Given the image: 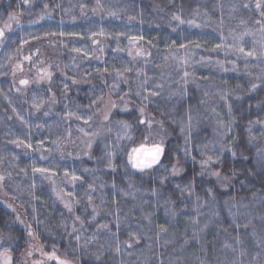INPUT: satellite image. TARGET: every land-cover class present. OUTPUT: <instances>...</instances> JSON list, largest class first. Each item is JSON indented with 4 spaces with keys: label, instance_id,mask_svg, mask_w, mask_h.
<instances>
[{
    "label": "trees",
    "instance_id": "trees-1",
    "mask_svg": "<svg viewBox=\"0 0 264 264\" xmlns=\"http://www.w3.org/2000/svg\"><path fill=\"white\" fill-rule=\"evenodd\" d=\"M255 4L256 0H0V29L5 30L0 43V173L4 199L26 225L0 195V235L5 238L0 252L9 248L17 264L32 231L47 251L55 245L60 255L67 254L78 264H96L92 254L97 251L106 264H264V169L260 166L264 36L252 38L248 33L259 32L261 26L255 21L264 18ZM173 15L185 22L173 20ZM232 34L238 35L234 45L228 43ZM130 37L143 39L130 42ZM46 41L63 47V72L51 87L23 78L28 70H37ZM173 42L188 47L178 50ZM216 45L221 47L212 50ZM240 47L253 56L239 52ZM138 49L147 55L136 57ZM186 55L188 65L179 61ZM125 68L131 69L124 74L127 82L116 77V70ZM184 71L194 73V81L189 77L184 85ZM146 78L148 83L141 88ZM21 80L29 83L22 85ZM182 87L186 90L180 95ZM150 92L157 95L149 96ZM121 97L128 103L127 111H122ZM108 98L117 105L109 122L112 132L105 131L106 136L98 139L91 134L105 124L99 109ZM34 100L42 102L40 110L33 107ZM189 115L193 127L186 145L181 129ZM88 117L92 119L86 125ZM138 119L155 120L169 134L161 163L144 172L131 167L127 153L145 138L154 141L157 134L154 126L149 129ZM120 120L132 125L131 140L118 139ZM82 127L94 141L88 155L81 154L75 142ZM250 128L255 140H250ZM53 141H59V151ZM221 141L237 155L221 151ZM106 153L112 154L115 171L107 166ZM207 155L214 158V170L230 176L228 184L206 170L202 173L201 161ZM173 164L181 169L176 176L170 175ZM33 166L56 173L57 191L74 203L73 212L57 198L45 178L49 173L33 172ZM65 172L80 179L70 182ZM161 177H166L163 183ZM189 183L191 190L181 193L177 185ZM93 207L98 213L95 220ZM76 216L84 221L82 228ZM101 224L108 229L99 228ZM76 235L81 236L79 245L88 243L74 252Z\"/></svg>",
    "mask_w": 264,
    "mask_h": 264
},
{
    "label": "snow or ice",
    "instance_id": "snow-or-ice-1",
    "mask_svg": "<svg viewBox=\"0 0 264 264\" xmlns=\"http://www.w3.org/2000/svg\"><path fill=\"white\" fill-rule=\"evenodd\" d=\"M28 0H25V3H27ZM98 3H99V0H98ZM45 7H47V5H45ZM244 7H248V5H244ZM255 7L256 9L260 12V16L262 18H264V0H256V4H255ZM111 14H115V13H111ZM13 17L10 16V19H12ZM173 20H176L180 23H184L185 21L181 19V17L179 15H173L172 17ZM189 24H192L194 25V21H188ZM243 23V21H242ZM255 23L257 24H260L261 26V31H264V20H257L255 21ZM10 26L9 25H5V28H9ZM97 33H93V35H96ZM100 35H104L103 31H101L99 33ZM59 35L63 36L65 35L63 32L59 33ZM69 35H75L74 33H70ZM245 35H247V33H245ZM5 36V30L4 29H0V43L3 42V38ZM143 37H130V42H134V41H137V40H142ZM189 43H192L194 47L196 48H199L201 47V45L198 43V42H189ZM174 46L177 47V49H187L188 45L184 44V43H181L179 45H175V42H173ZM221 47V45H216V48L215 49H212V50H216V49H219ZM239 52L241 53H244V48L243 47H240L237 49ZM73 51L77 52V53H80L82 50L80 48H75L73 49ZM102 51V49H101ZM87 52L85 51L84 52V55L87 56ZM130 55L132 54L131 52L129 53ZM246 56H253V52L252 51H249L247 53H244ZM147 53H145L142 49H138L136 51V57H139V56H146ZM134 57V59L136 58ZM176 57H174L175 59ZM204 58L202 57L201 58V61L200 62H203ZM179 61L182 62L184 65H188L190 63L189 61V58L188 56H183V57H179ZM222 67V65H221ZM99 71V70H97ZM104 71H108L107 69H105ZM131 71V69L129 68H125L123 69V71H120V70H116V77L117 79H120V78H124L125 82H127V77H125V73L126 72H129ZM142 74V70L141 72H138V75ZM51 77H52V73L49 72L47 69H44L43 70V75H40L38 76V79L39 80H48L49 82L51 81ZM189 77H193V81H194V73H190L188 71H184L183 73V76H182V81H183V84L186 85L188 82H189ZM20 83L22 85H27L29 83L28 80H21ZM73 83H76L75 80H73ZM148 83V80L147 78L140 84V87L141 88H144V85H146ZM67 85L65 84L64 85V88L67 89ZM157 87H162L160 85H158ZM253 89H255L256 85L253 84ZM50 90V89H49ZM146 90V89H145ZM186 89L185 88H181L179 94L180 95H183L184 94V91ZM138 96L140 95V92H137L136 93ZM157 95L156 92H150L149 93V96H155ZM149 96H144L143 99L144 100H147L149 98ZM225 97L224 96H221V99H224ZM52 102L55 103V96H53L52 98ZM98 100H103V97H98L97 98ZM121 100L123 101L124 103V107L122 109V111H127L128 110V103L127 101H124V98L121 97ZM95 103V101H94ZM41 103H37L35 100L33 101V107L36 108V110H40L41 108ZM106 111L104 112V119L105 120H108L109 118V115L111 114L112 112V109L116 108L117 105L114 101H111L109 100V102L106 104ZM231 111V109H229ZM139 113H140V116H144L145 115V109L143 107H140L138 109ZM47 115V113H45ZM69 116H76V119H81L80 116L76 115L75 113H72V112H69L68 113ZM92 117H88L87 119L84 120V123L87 125L89 120H91ZM138 122L139 123H146L148 128L150 129L152 127V124H153V121L152 120H143V119H138ZM118 123L120 125H122V135H120L118 137V139H128V140H131L132 139V135H131V127L132 125L129 124L127 121H124V120H120L118 121ZM218 124L221 126V127H224V123L223 121H218ZM193 127V117L191 115L188 116V119H187V122L184 123V127L181 129L182 132L185 133V142H186V145L189 141V138H190V132H191V129ZM79 131L81 133H83V135L85 137H88L89 136V133L84 129V128H80ZM249 133H250V140H255L256 137H253L251 136V128L249 129ZM69 136L71 135V133L69 132L68 133ZM92 136H96L98 135V133H92L91 134ZM261 136L264 137V132L261 133ZM54 144L57 145V150L59 151L60 148H59V141H53ZM19 146V145H18ZM91 146H92V140L89 139L86 143V147L88 149H91ZM27 147H32V145H27ZM202 150H201V155L202 156H205L206 153L203 151V149L207 148V145H204V146H201ZM225 149L229 150V151H232V147L231 145H227V144H224L222 141L220 142V150L221 151H224ZM87 154V153H85ZM165 154V148H164V143H163V139L161 138L160 141H148L147 138H145V141H142L139 143V145L137 147H133L131 149L130 152L127 153V157H128V163L131 165V167L133 169H136L140 172H144L145 170H148V169H153L154 166L156 165H159L161 163V159L162 157L164 156ZM185 155H189L188 153V150L187 148L185 149ZM216 155V161H219V154H215ZM232 155L233 156H236L237 153L235 151H232ZM106 156H107V166L112 168L113 171H115V165L112 163V154L111 153H106ZM193 159H195L193 157ZM214 162V158L212 155H207L206 156V159H203L201 161V171L202 173L208 168V166L210 164H212ZM179 163V161L177 162ZM260 166L262 169H264V153H261L260 154ZM85 171H87V169H85ZM165 171L167 172V167H165ZM181 171L180 168L177 167L176 164H173L172 167H171V173L170 175L172 176H176L179 174V172ZM33 172H39V173H49V175H47L45 178L48 179L50 181V183L52 184L53 186V191L56 192V195H57V198L61 200L62 203H64V207L71 213L74 211V203L73 202H70V201H65L63 196L61 195V193L59 191H57V187H56V181L53 179V177L56 175L55 172H51L50 169L48 168H37L35 166H33ZM233 174H235L233 172ZM209 175H212V176H215L218 180V182L220 183H224L226 181L229 180V177L227 176H223L219 171H211L209 172ZM71 176V181L70 182H75L77 180L80 179V177L76 176L74 173H68V172H65L64 173V177L67 178ZM166 177H161V183H163V180L165 179ZM4 178L2 176H0V181H2ZM33 187H35L33 185ZM92 185L90 184L89 185V189H92ZM178 188H180V191L181 193L183 192H186V191H190L191 188H192V184L189 183L187 186L185 187H181L180 185H177ZM153 194L155 195L156 194V190H153ZM68 195H71V193H69ZM34 198H37L38 197H34ZM91 196H89V203L91 204ZM9 207H11V205H9ZM93 216H92V220H95L96 219V215L98 214L97 211H96V208L93 207ZM173 215H175V213H173ZM147 218V217H146ZM17 220H19V217H17ZM75 220L76 221H79L80 222V225H81V228L84 226V221L81 220L80 216H76L75 217ZM21 223H23V221H20ZM193 222L195 223V219L193 218ZM5 225H7V222L5 221ZM99 228H102V229H108V225L107 224H101L98 226ZM117 227H119V225H117ZM161 227V230L162 231H166L165 228H163L162 226ZM79 230L75 227V224H73V227H72V232L73 233H76L78 232ZM28 235L33 237V239H36L37 237L31 232L29 231L28 232ZM115 235V234H113ZM130 236H135V233H129ZM4 237L3 235H0V247H3V244H4ZM81 239V236L80 235H76V241H77V248H74L73 251L75 252L79 247H86L87 246V241L85 242V245L81 246L79 245V241ZM93 239H95V237H93ZM124 243H128V241H124ZM129 247H131V244H129ZM101 248H103V245H101ZM41 250V256H42V260L41 261H35L34 264H50V262L54 261L55 264H72V261L69 260L67 258V254H65V256L62 258L60 255H58V250L56 249L55 245H53V248H52V251L51 252H43L42 250V246L40 248ZM115 251L119 252L120 249L119 247H116ZM26 255L30 256L31 255V252L28 251L26 253ZM95 258V261H96V264H106V262L104 261L103 259V253L100 252V251H97L96 253H93L92 254ZM75 259L79 260V257H76ZM0 261H2V264H12V256H11V252L9 250V248H4L3 252H0Z\"/></svg>",
    "mask_w": 264,
    "mask_h": 264
},
{
    "label": "rangeland",
    "instance_id": "rangeland-1",
    "mask_svg": "<svg viewBox=\"0 0 264 264\" xmlns=\"http://www.w3.org/2000/svg\"><path fill=\"white\" fill-rule=\"evenodd\" d=\"M250 34H252V38H255V37H263L264 36V31H260L255 33V32H248ZM259 34V35H258ZM241 35V34H240ZM238 41V35H235V34H232V36H230V40L228 41L229 44H235L236 42ZM61 47V46H60ZM62 48L59 49L58 45L54 42V41H46L43 46H41V50H42V56H41V60H40V64L38 65V68L37 70H35V68H33V71L30 72V70H28L26 72V75L23 74V78H28L29 76V79H30V82L32 81H35L37 83H44L46 85H48L49 87L52 86V84L54 83L55 81V78L57 76L58 73L60 72H63V61H62ZM28 69H31L30 67H27ZM44 69H47L49 72L52 73V77H51V81L49 82L48 80H39L38 79V76L40 75H43V70ZM26 71V70H25ZM21 79V78H20ZM109 98L106 99L104 101V104L103 106L101 107V109H99V117L102 118V120L105 122L104 125L101 124V128H97L96 129V133H98V136L97 138L98 139H101L103 137H105L106 135H104V132L107 131L109 133V135L111 134L112 132V129H111V126L109 128V122L111 121V114L109 115V118L108 120H105L104 119V112L106 111V104L109 102ZM152 120V119H151ZM153 121V124L152 126H154L153 128L155 129V133L157 134V138L154 139V141H160L161 138L163 139V143L164 141L169 137V134H168V129L162 125L161 123L155 121V120H152ZM83 128V127H82ZM80 129V128H79ZM86 130V128H84ZM107 129V130H106ZM88 132V130H86ZM89 133V136L88 137H85L83 135V133H81L79 130L77 132L76 135H74L76 137V140L75 142L77 143V146H78V149L80 150V153L83 154V155H88L90 153V150L92 149L93 147V143L94 141H92V146H91V149H88L86 147V143L89 139H91V133ZM87 153V154H85ZM206 171L209 173L211 171H219V170H214L211 166V164L208 166V168L206 169ZM220 172V171H219ZM221 173V172H220ZM223 176H227L223 173H221ZM0 176L1 173H0ZM3 177V176H2ZM229 177V180L224 182L225 184H228L230 182V176H227ZM216 178V177H215ZM217 179V178H216ZM3 181H0V195H1V201L3 202V204H5L7 207H9V205H11V207H9L12 211H14L17 215V217H19V222L20 221H23V223H21L23 226L26 227L25 225V222L23 220V218L21 217V215L17 212L16 208L7 200L4 199V195H3V187H2V184H3ZM223 183V184H224ZM222 184V183H221ZM62 195V194H61ZM63 196V195H62ZM64 200L67 201V198L65 196H63ZM80 224V222H79ZM32 232V231H31ZM33 233V232H32ZM34 234V233H33ZM35 235V234H34ZM42 246V250L43 252H49L47 251L44 246L39 242V240L36 238V239H31V242L28 246V248L26 249V251L24 252L23 256L21 257L20 261L17 263V264H34L35 261H41L42 260V256H41V248ZM30 251L31 252V255L28 256L26 255V253ZM58 255H60L59 253H57ZM12 256V255H11ZM62 258L63 256L60 255ZM72 261V260H71ZM1 264H2V261H1ZM12 264H14V259L12 257ZM50 264H55L54 261L50 262ZM72 264H78L77 262H74L72 261Z\"/></svg>",
    "mask_w": 264,
    "mask_h": 264
}]
</instances>
